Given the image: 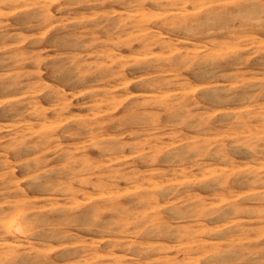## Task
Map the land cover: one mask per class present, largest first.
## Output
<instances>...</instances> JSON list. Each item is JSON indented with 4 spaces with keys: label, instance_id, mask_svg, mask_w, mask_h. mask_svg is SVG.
<instances>
[{
    "label": "rangeland",
    "instance_id": "374dc122",
    "mask_svg": "<svg viewBox=\"0 0 264 264\" xmlns=\"http://www.w3.org/2000/svg\"><path fill=\"white\" fill-rule=\"evenodd\" d=\"M0 13V264H264V0Z\"/></svg>",
    "mask_w": 264,
    "mask_h": 264
},
{
    "label": "bare ground",
    "instance_id": "6f19581e",
    "mask_svg": "<svg viewBox=\"0 0 264 264\" xmlns=\"http://www.w3.org/2000/svg\"><path fill=\"white\" fill-rule=\"evenodd\" d=\"M3 1H5V0H3ZM177 1H179V0H177ZM1 2H2V1H1ZM183 3H184V2H183ZM1 4H2V3H1ZM47 4H48V3H47ZM168 4H170V3H168ZM165 5H166V4H165ZM183 5H184V4H183ZM166 6H167V5H166ZM181 6H182V3H181ZM171 7H172V6H171ZM24 9H25V8H24ZM162 12H163V11H162ZM178 12H179V11H178ZM0 14H1V13H0ZM46 14H47V13H46ZM47 15H48V14H47ZM222 15H223V14H222ZM258 16H259V15H258ZM211 18H213V17H211ZM202 26H203V25H202ZM194 29H195V28H194ZM155 41H156V40H155ZM181 42H182V41H181ZM168 45H169V44H168ZM164 46H165V45H164ZM166 47H167V46H166ZM111 61H112V60H111ZM126 84H127V83H126ZM126 84H125V85H126ZM121 85H122V84H121ZM125 85H124V86H125ZM122 87H123V86H122ZM114 89H116V88H114ZM112 91H113V90H112ZM161 97H162V96H161ZM96 99H97V98H96ZM117 101H118V100H117ZM100 105H101V104H100ZM116 106H117V105H116ZM96 107H97V106H96ZM113 108H114V107H113ZM113 108H112V109H113ZM33 110H34V109H33ZM37 112H38V111H37ZM261 118H262V117H261ZM263 119H264V118H263ZM41 127H42V125H41ZM263 129H264V128H263ZM30 132H31V131H30ZM32 134H33V133H32ZM34 136H35V135H34ZM24 139H25V138H24ZM90 142H91V141H90ZM90 142H89V143H90ZM15 144H16V143H15ZM45 152H46V151H45ZM83 165H84V164H83ZM89 166H90V165H89ZM139 178H140V177H139ZM258 181H259V180H258ZM159 186H160V185H159ZM9 202H10V201H9ZM155 202H157V201H155ZM147 203H148V202H147ZM157 203H158V202H157ZM13 205H14V204H13ZM154 205H156V204L154 203ZM145 206H146V205H145ZM149 206H150V205H149ZM208 207H209V206H208ZM151 208H153V207L151 206ZM30 210H31V209H30ZM14 215H15V214H14ZM15 218H16V217H15ZM25 220H26V219H25ZM25 220H24V221H25ZM256 220H257V219H256ZM2 221H3V220H2ZM12 221H13V220H12ZM10 222H11V221H10ZM10 222H9V223H10ZM25 222H26V221H25ZM11 223H14V221L11 222ZM26 224H27V223H26ZM16 225H17V224H16ZM16 227H17V226H16ZM241 227H242V226H241ZM243 227H244V226H243ZM14 228H15V227H14ZM14 228H12V230H13ZM15 229H16V228H15ZM15 229H14V230H15ZM18 229H19V228H18ZM176 230H177V229H176ZM176 230H175V231H176ZM240 230H241V229H240ZM7 231H8V230H7ZM10 231H11V230H10ZM20 232H21V231H20ZM20 232H19V233H20ZM7 233H10V232H7ZM15 233H18V231H17V232L15 231ZM15 233L12 234V235L14 236ZM176 235H178V234L176 233ZM9 236H11V235H9ZM183 236H184V235H183ZM196 236H197V235H196ZM179 237H180V235H179ZM179 237H177V238L179 239ZM18 239H19V238H18ZM235 239H236V238H235ZM19 240H20V239H19ZM231 240H232V239H231ZM239 240H241V239H239ZM5 244H6V243H5ZM11 244H13V243H11ZM180 244H182V243H180ZM14 245H15V244H14ZM19 245H20V244H19ZM19 245H18V246H19ZM16 248H17V247H16ZM8 250H9V249H8ZM13 250H14V249H13ZM13 250H12V251H13ZM14 253H15V252H14ZM94 256H95V254H94ZM99 256H101V255H99ZM95 257H97V255H96ZM155 258H156V257H155ZM93 259H95V258H93ZM90 260H91V259H90ZM115 264H116V263H115ZM118 264H120V263H118Z\"/></svg>",
    "mask_w": 264,
    "mask_h": 264
}]
</instances>
